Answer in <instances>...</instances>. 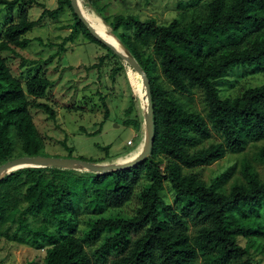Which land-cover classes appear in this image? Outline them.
<instances>
[{
    "label": "trees",
    "instance_id": "16d2710c",
    "mask_svg": "<svg viewBox=\"0 0 264 264\" xmlns=\"http://www.w3.org/2000/svg\"><path fill=\"white\" fill-rule=\"evenodd\" d=\"M33 2L0 0L1 7L20 10L18 22L3 30L0 41V166L19 157L40 156L43 145L29 108L42 110L52 120L56 116L47 104L35 101L52 88V81L35 75L23 87L1 56L13 47H26L23 36L35 22L27 19L24 9ZM63 5L71 8L70 0H59L57 8L43 14L56 18ZM72 13L75 20L67 40L80 33L119 58ZM109 25L149 80V157L133 168L104 174L47 166L5 175L0 179V238L42 250L43 264L105 263L110 255L108 264H197L198 257L204 264H251V252L264 250L258 240L264 237V180L247 160L241 166L243 182L233 184L228 193L221 190V177L206 184L183 171L208 166L228 152H241L250 141L264 139V84L233 98H221L217 90L218 81L232 68L264 65V0H211L204 18L185 25L176 20L157 25L153 18L140 21L134 15L116 16ZM120 27H133V39L141 45L152 41L160 71L174 90L186 95L193 88L202 90L207 121L168 98L156 83L150 61L141 59L131 41L116 33ZM211 129L222 142L205 146ZM12 132L20 141L18 157L12 155ZM67 158H72L71 151ZM258 158L264 164V146ZM141 177L149 183L139 192L134 215L106 214L131 199ZM165 179L178 196L175 207L160 194ZM81 216L89 217L84 219L82 241L76 237ZM186 218L195 226L193 235L186 230ZM101 237L93 259L83 244Z\"/></svg>",
    "mask_w": 264,
    "mask_h": 264
},
{
    "label": "rangeland",
    "instance_id": "374dc122",
    "mask_svg": "<svg viewBox=\"0 0 264 264\" xmlns=\"http://www.w3.org/2000/svg\"><path fill=\"white\" fill-rule=\"evenodd\" d=\"M33 1L24 9L27 19L35 22L34 27L23 36L28 41L26 47H13V51L4 52L1 56L5 58L11 75L23 87L26 79L35 75L47 77L53 83L46 95L35 101L51 107L55 119H49L42 110L28 109L42 141L40 156L63 159L69 157L71 151L72 158L91 164L128 162L140 153L144 142V97L140 77L120 58L113 57L102 46L90 42L82 34L79 33L73 41L67 40L75 20L69 5H63L56 18H51L43 14V11L57 8L59 0ZM210 1L79 0V4L96 30L118 41L111 34L109 25L116 16L134 15L140 21L153 18L157 25H167L176 20L178 24L185 25L204 18ZM225 1L229 3L232 0ZM19 18L18 6L10 9L0 6V41L3 30L18 22ZM116 33L131 41L141 59L150 61L156 83L167 93L168 98L187 111L199 113L207 121L202 90L193 88L188 95L174 90L160 71L159 58L153 51L152 41H147L145 45L134 41L133 27H120ZM101 57H104L103 61ZM262 84L264 65L255 69L236 66L218 81L217 90L221 98H233L247 88ZM106 110L108 119L104 120ZM125 121L134 123L129 125ZM11 138L12 155L18 157L21 153L20 141L13 132ZM129 140L132 141L131 145L127 144ZM211 141L222 142V137L212 129L210 139L203 145L207 146ZM263 146L264 139L250 141L241 152H228L222 159L208 166L184 169L183 172L194 174L206 184L221 177V190L228 193L233 184L243 182L241 166L245 160L254 167L260 180H264V164L258 158V152ZM148 183V179L141 177L131 199L120 209L106 214L134 215L140 206L139 192ZM160 194L167 203L174 207L177 205L178 196L172 191L167 179L164 180ZM88 218L79 217L76 237L80 241L86 230L84 219ZM186 220V230L193 235L195 226L190 218ZM261 220L264 223L263 217ZM102 238L96 243L83 244L91 258ZM258 240L264 247V237ZM238 243L245 245L241 238ZM43 257L42 250L0 238V264H43ZM112 258L113 255H110L105 263L93 260L92 264H108ZM250 259L251 264H264V250L262 253L252 251ZM197 264H204L201 257H198Z\"/></svg>",
    "mask_w": 264,
    "mask_h": 264
},
{
    "label": "water",
    "instance_id": "95a60500",
    "mask_svg": "<svg viewBox=\"0 0 264 264\" xmlns=\"http://www.w3.org/2000/svg\"><path fill=\"white\" fill-rule=\"evenodd\" d=\"M71 8L74 14L77 16L79 21L87 28L89 33L99 43L109 48L115 55H117L122 61H124L135 73H137L143 81L145 88V95L148 101L147 108L144 114V132H145V143L140 153L132 160L126 163H115V164H91L75 158H51V157H19L8 161L0 166V179L13 171L22 168H41V167H60V168H74L82 171H90L94 173H107L111 171H121L133 168L141 163L144 159L149 157L150 150L153 144V109L151 104V93L150 85L147 75L143 72L137 61L128 54L118 52L115 47L105 41L94 29H92L89 23L84 19L83 13L80 8L79 0H70ZM12 170V171H10Z\"/></svg>",
    "mask_w": 264,
    "mask_h": 264
},
{
    "label": "bare ground",
    "instance_id": "6f19581e",
    "mask_svg": "<svg viewBox=\"0 0 264 264\" xmlns=\"http://www.w3.org/2000/svg\"><path fill=\"white\" fill-rule=\"evenodd\" d=\"M81 8V11H82V7L80 6ZM83 13V17L84 19L89 23L90 27L92 29H94L95 31H97V33L105 40L107 41L108 43L112 44L115 49L118 51V52H121V53H125V49L124 47L121 45V43L119 41H116L112 36H104L100 31L96 30L94 27H93V24L92 22H90V20H88L86 18V16L84 15V12L82 11ZM108 37V38H107ZM140 77V76H139ZM140 82H141V86H142V93H143V97H144V103L142 104V108H143V113L145 114V110L147 108V99H146V95H145V88H144V85H143V81H142V78L140 77ZM143 146H144V143H145V132H144V140H143ZM143 149V148H142ZM12 171V170H10Z\"/></svg>",
    "mask_w": 264,
    "mask_h": 264
},
{
    "label": "crops",
    "instance_id": "0c3cea01",
    "mask_svg": "<svg viewBox=\"0 0 264 264\" xmlns=\"http://www.w3.org/2000/svg\"><path fill=\"white\" fill-rule=\"evenodd\" d=\"M137 134V132H135V135ZM139 154V153H138ZM137 155H135V157H136ZM134 157H132V158H130L131 160L133 159ZM130 161V160H129ZM115 163H119V162H110V163H103V164H115Z\"/></svg>",
    "mask_w": 264,
    "mask_h": 264
},
{
    "label": "built area",
    "instance_id": "2783aa9c",
    "mask_svg": "<svg viewBox=\"0 0 264 264\" xmlns=\"http://www.w3.org/2000/svg\"><path fill=\"white\" fill-rule=\"evenodd\" d=\"M127 144H128V145H131V144H132V141H131V140H129V141L127 142Z\"/></svg>",
    "mask_w": 264,
    "mask_h": 264
}]
</instances>
